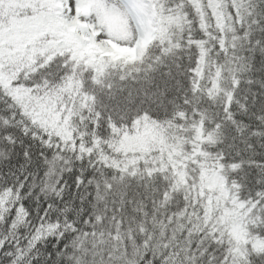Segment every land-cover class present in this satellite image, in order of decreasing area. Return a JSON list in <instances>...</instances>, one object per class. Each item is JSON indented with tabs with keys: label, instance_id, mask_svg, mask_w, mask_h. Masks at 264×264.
I'll return each mask as SVG.
<instances>
[{
	"label": "snow or ice",
	"instance_id": "snow-or-ice-1",
	"mask_svg": "<svg viewBox=\"0 0 264 264\" xmlns=\"http://www.w3.org/2000/svg\"><path fill=\"white\" fill-rule=\"evenodd\" d=\"M0 264H264V0H0Z\"/></svg>",
	"mask_w": 264,
	"mask_h": 264
}]
</instances>
